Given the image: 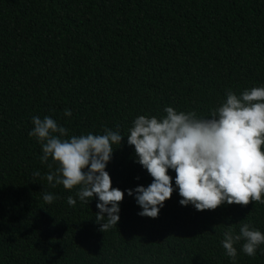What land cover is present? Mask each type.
Wrapping results in <instances>:
<instances>
[{"label": "trees", "instance_id": "trees-1", "mask_svg": "<svg viewBox=\"0 0 264 264\" xmlns=\"http://www.w3.org/2000/svg\"><path fill=\"white\" fill-rule=\"evenodd\" d=\"M253 87H264V0H0V264H264V244L250 257L237 243L235 261L221 244L244 223L264 232V204L198 211L177 188L151 218L127 194L152 182L127 143L136 117L169 106L208 117ZM45 116L66 138L125 135L106 169L125 192L108 231L98 198L48 185L57 165L29 135Z\"/></svg>", "mask_w": 264, "mask_h": 264}, {"label": "clouds", "instance_id": "clouds-1", "mask_svg": "<svg viewBox=\"0 0 264 264\" xmlns=\"http://www.w3.org/2000/svg\"><path fill=\"white\" fill-rule=\"evenodd\" d=\"M164 112L161 118L139 115L126 135L128 145L134 146L136 162L152 177L149 185L127 190L141 207L140 216L157 218L177 188L180 204L198 211L215 210L225 203L264 204V87L246 89L239 96L229 91L226 101L208 117L170 106ZM65 115L71 116V110L65 109ZM32 123L29 135L42 145L41 161L51 158L57 165L46 176L48 185L77 189L81 202L98 198L95 220L99 230L116 226L125 192L113 187L106 169L125 135L105 128L101 135L66 138L68 130L50 116L33 117ZM169 169L175 172V185ZM55 199L50 193L43 196L48 204ZM67 203L75 206L77 200L70 195ZM223 236L222 247L233 261L237 243L243 241L242 251L250 257L264 244V232L248 223L241 225L238 234L229 229Z\"/></svg>", "mask_w": 264, "mask_h": 264}]
</instances>
